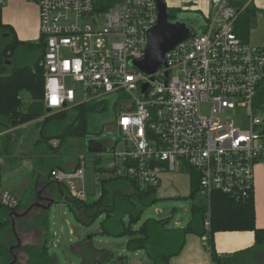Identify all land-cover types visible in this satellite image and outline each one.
I'll return each instance as SVG.
<instances>
[{
  "label": "built area",
  "instance_id": "built-area-1",
  "mask_svg": "<svg viewBox=\"0 0 264 264\" xmlns=\"http://www.w3.org/2000/svg\"><path fill=\"white\" fill-rule=\"evenodd\" d=\"M24 1L36 6L44 41L38 67L43 69L45 111L90 102L99 106L110 94L125 97L119 98L126 101L114 132L115 142L122 139L126 147L112 153V176L129 178L146 190L160 186L162 173L194 172L197 195L207 205V231L213 194L235 202L253 196L255 168L264 167V120L253 106L264 80V47L243 43L234 25L254 0H210L204 30L166 52L165 67L151 75L131 62L144 57L147 33L157 23L155 0ZM204 104L210 105L207 116L201 114ZM236 107L245 109V129L226 116ZM98 155L79 154L78 168L54 169L50 179L73 199L85 201L84 162ZM19 202L0 188V209L15 210ZM200 239L209 251V237Z\"/></svg>",
  "mask_w": 264,
  "mask_h": 264
},
{
  "label": "trees",
  "instance_id": "trees-1",
  "mask_svg": "<svg viewBox=\"0 0 264 264\" xmlns=\"http://www.w3.org/2000/svg\"><path fill=\"white\" fill-rule=\"evenodd\" d=\"M182 10H177L175 14H180ZM256 10L249 6L237 18L234 25L235 35L243 42L248 43L252 19L255 18ZM176 15L169 13V19L174 20ZM13 35L0 23V122L6 127L18 126L33 120H39L45 115L42 103L43 94V69L38 67L42 57L44 41L39 39L37 44H29L28 53L40 52L38 59L33 65H16L14 58L20 53L21 43L13 40ZM11 60L12 71H9L7 61ZM11 70V69H10ZM34 71V73H33ZM27 93L30 102L27 105L20 95ZM264 102V89H257L253 101L254 108ZM25 105V108H24ZM24 108V109H23ZM96 109L97 112L103 110L102 106L86 108L84 105L75 106L69 110L50 114L43 118L40 124V135L49 131L44 136V141L49 142L56 138L62 142L65 138L85 139L89 136L85 128V115L88 111ZM1 131V128H0ZM101 161L95 160L94 165H99ZM79 165L74 168H78ZM52 167L48 169L47 177L50 178ZM105 175L99 181V196L92 201H78L73 199L68 189L63 185H58L63 189L64 204L74 213L77 220L83 226H89L96 219L101 218L99 232L111 237H127L126 248L132 252L143 251L151 264H171L170 260L179 255L185 244L188 234H195L199 237L207 235L209 237V255L211 264H264V230H258L254 224V204L253 196L244 202H235L230 198L215 193L211 197L210 203V228L205 229L207 205L201 200L198 205L192 207V219L183 229H168V220H146L140 228H133V224L140 218L143 207L149 200L155 198L157 189L148 188L141 190L135 182L129 178L112 176V172L100 169ZM190 197L198 194V183L194 172L190 173ZM56 204V202H54ZM20 207V202L15 210L0 209V236L14 235L11 231V220L13 213ZM125 217H128L127 224ZM46 238L40 248H26L24 254L27 255V264H58L56 257L49 255L48 242L50 232L44 224ZM232 231H252L255 236V243L249 250L236 253L232 257L218 256L212 245V238L218 232ZM93 234L77 241V252L72 245L68 250H72L81 257V264H127L123 257H114L105 249H96L91 244ZM11 237V238H12ZM20 247V246H19ZM0 241V264H8L12 261L13 250Z\"/></svg>",
  "mask_w": 264,
  "mask_h": 264
},
{
  "label": "rangeland",
  "instance_id": "rangeland-1",
  "mask_svg": "<svg viewBox=\"0 0 264 264\" xmlns=\"http://www.w3.org/2000/svg\"><path fill=\"white\" fill-rule=\"evenodd\" d=\"M176 1L178 0H165L168 12H171L172 15H176V9H174V7H176ZM197 1L198 0H188L185 3L187 6L185 8L187 9L188 7L192 8L196 6ZM205 4L208 12L207 14H210V0H205ZM181 14L185 16H195V13L191 11H183ZM253 26L254 24H252V28ZM200 29V25H198L197 32H200ZM38 55H40V52L38 51L34 54H28L27 65H32L38 59ZM77 91H79V88ZM20 97L26 105L30 102V97L27 93H22ZM119 98L125 97H120L117 94L107 95L100 104V106L103 107L101 112H97V110L94 109L86 113L85 128L88 135H97L106 131L107 128L111 129L115 125L117 115L121 112V106H124V101H126V99H123L122 101V99ZM80 100L81 99L78 94L77 101ZM96 106L98 105L90 102L84 107L92 108ZM209 108V104L202 105L201 114L203 116L209 115ZM254 111L255 114L264 120V102L261 103L258 108H254ZM226 116L231 119L236 126L245 129L244 124L248 118L244 108L236 107L233 111L226 112ZM45 117L43 116V118ZM43 118L28 122L32 124V126L28 130L30 132L27 133H29V138H32H30V142H26L22 146L17 144L16 146L13 145L12 148L9 147V151L12 156H16V154H14V151H16L15 148H18L17 150H21L22 152H29L31 147L33 150L34 142L35 144L37 143L35 147L41 146L42 148L44 147L43 149H45V147L47 148L46 151L44 150L45 153L49 155L46 159H53L57 164V161L61 156L64 159L61 160L63 167L66 166L70 157H75L77 161V155L81 153L87 154L84 139L68 137L60 142L59 139L54 138L50 140L51 145L48 144L49 142L46 143V141H44V136H46L49 131H45L42 136L40 135L41 127H39L43 122ZM220 119L223 121V118ZM40 140H42L41 143H39ZM7 143V139H0V153L6 154V149H8ZM125 147L126 143L122 139H117L114 145L102 155L101 163L99 165H92L91 161H89V157H86L84 162L85 187L88 194L86 200L92 201L99 196V181L104 178L106 174H108V172L106 174H102L100 169L108 171V164L113 161V157H111L112 153H120L125 149ZM104 148L107 147L104 146ZM53 156H57V158H53ZM9 163L14 164L11 165L0 162V188L14 191L15 194L18 195H16V197L21 199L20 207L17 211V214L19 215L12 217L11 220L14 223L13 228L17 235V240L20 243V247H18L17 250H13L16 257L15 264H27L28 257L24 254L26 248L42 247L47 236L45 235L46 230L44 224H46L47 229L50 232V239L47 245L49 255L56 257L58 264H81V257L76 255L71 249L68 250V248H66L68 245L67 243L74 247V245L77 244V241L87 237L89 234H93L91 244L96 249H105L114 257H123L125 261H127V264L144 263L143 261L146 259V254L143 251L132 252L126 248V242L128 240L127 237H111L103 235L99 232L102 217L96 219L95 222L85 227L77 220L74 213L66 204H53L46 210L38 207H32L29 209L30 205L37 202L43 205V207H46L47 203L42 202V200L38 201L36 196V190L39 192V190L43 189V187H41L42 183H39V188L35 189L36 175H33L35 174V171L32 170L29 164L21 163V161H17L16 163L12 161ZM51 165H54V163L48 161L46 163V167L44 166V168H40L41 172L46 168L43 171L44 179H46L48 169L53 167ZM183 170L184 171H177L170 174L162 173L160 175V186L156 191L155 198H152L153 201L150 199L149 203L143 207L140 218L133 224V228H140L141 225L148 219L156 221L168 220L166 223V227L168 229H183L188 225L192 219V207L198 205L201 199L198 195L190 197V173L185 169ZM38 175L40 174L38 173ZM40 176L43 177L42 175ZM43 190L46 191L48 188H44ZM44 191L39 195V199L44 197L47 199L48 195L45 196ZM127 222L128 217H125V223L127 224ZM69 230L73 231L74 236H70ZM11 237L0 236V241L9 247H17L18 244L16 237Z\"/></svg>",
  "mask_w": 264,
  "mask_h": 264
},
{
  "label": "crops",
  "instance_id": "crops-1",
  "mask_svg": "<svg viewBox=\"0 0 264 264\" xmlns=\"http://www.w3.org/2000/svg\"><path fill=\"white\" fill-rule=\"evenodd\" d=\"M187 1L188 0L176 1L175 4L176 7H174V9H176V11L182 10V12L191 11L196 15L200 16L201 29L199 31L202 32L206 24L205 18L208 15L205 0H198L196 6L192 8L188 7L186 9L185 7L187 6L185 5V3ZM249 6H252L256 10V13H255V18L252 19L248 41L251 44L253 43L252 45L254 46L264 47V0H254L253 3ZM0 23L1 26L5 27L13 35V38L17 42L22 44L20 53L13 60V63L16 65L28 64L27 63V58L29 54L28 49L30 50V47H28L27 45L37 44L39 42L38 10L36 6L33 3L24 0H0ZM252 24H254L253 28H252ZM7 64L9 66V71H12L11 60L7 61ZM260 88H264V80L261 83ZM45 114L46 115H44V117L45 116L47 117L46 111ZM31 126L32 124L28 123L24 125L6 127L3 123L0 122V128H1L0 139L5 138L8 140L7 143L8 149H6V154L0 153V162L12 165L14 163H9V162L14 161L16 163L17 161H21V163L29 164L32 170L35 171V174L33 175H36L35 189L39 188V183H42L41 187H43V189L48 188V190L46 191L42 189L39 190L38 192L36 190L37 192L36 196L42 194L44 191L45 196L46 195L49 196V197L47 196L48 202L50 200H53V202H56V204H64L63 189H61V187H59L54 182H52V180L47 177V174H46V179H44L43 171L46 168L42 172L40 171L41 170L40 168L42 167L44 168V166L46 167V163L48 161H51L52 163H54V165H51L53 166L52 167L53 169L72 170L78 164L75 157H70V159L66 163V166L63 167L61 160L64 159L61 156L60 159L57 161V164L53 159H46V157L49 156L45 153L47 148L45 147V149H43L44 147L42 148L41 146L35 147L37 144V143L35 144V142L33 145L34 146L33 150L31 147L29 152H22L21 150H17L18 148H15L16 151H14V154H16V156H12V154L9 151V147L12 148L13 145L16 146L17 144H20L22 146L24 143L30 142V138L32 137L29 138L28 136L29 133L27 132H30L28 130L29 128H31ZM114 127L115 125L111 128L113 129V131H115ZM41 142L42 140L39 141V143ZM48 144H50V141ZM84 145H85V141H84ZM113 145L114 143H112V146ZM110 146L108 145L107 147L109 148ZM103 154L104 153H102V155ZM102 155L100 154L98 156L89 157V161H91V164L93 165L94 164L93 162H95V160L101 161ZM53 158H57V156H53ZM38 173L43 177L38 175ZM8 191L13 193L15 196L17 195L12 190H8ZM18 199L19 201H21L20 198ZM44 199L46 198L44 197ZM253 204H254L255 228L258 230H264V167L263 166H257L255 168ZM17 211L14 213H17ZM13 217L16 216H14L13 214ZM69 234L70 236H74L72 230H69ZM254 243H255V236L252 231L218 232L215 233L212 238V245L215 253L220 257H227V258L232 257L236 253H240L251 249ZM67 244L68 245L66 248H68L69 246V243ZM74 250L75 252H77V246L74 247ZM143 262H144L143 264H151L148 261L147 257ZM170 263L171 264H211L209 252L203 246L200 237L195 234H188L186 236L183 249L181 250L179 255L173 257L170 260Z\"/></svg>",
  "mask_w": 264,
  "mask_h": 264
},
{
  "label": "water",
  "instance_id": "water-1",
  "mask_svg": "<svg viewBox=\"0 0 264 264\" xmlns=\"http://www.w3.org/2000/svg\"><path fill=\"white\" fill-rule=\"evenodd\" d=\"M155 2L158 10L157 23L147 33L144 57L138 62H131L132 66L147 75L154 74L162 67H165L164 55L166 52L170 51L181 42L198 36L199 32H197V28L198 25L201 24V17L196 14L195 16H185L180 13L176 15L174 20H170L165 0H155ZM165 82L167 83L166 77ZM147 88L148 84L141 87L140 98L145 96ZM46 113L49 114L50 111L46 110ZM105 135L106 132L104 131L97 135L87 136L84 139L86 152L89 154H101L107 152L109 148H104L102 144V139L105 138ZM37 200H41L39 199V195L37 196ZM53 204V200H50L48 205L43 207V205L37 202L32 204L29 209L32 207H38L46 210ZM13 214L14 216H18L17 213ZM13 225L14 223L11 221L12 232L17 240ZM17 244V247H19L20 243L18 240ZM13 248L15 247H11L10 251H12ZM15 263L16 257L13 256L12 261L8 264Z\"/></svg>",
  "mask_w": 264,
  "mask_h": 264
},
{
  "label": "flooded vegetation",
  "instance_id": "flooded-vegetation-1",
  "mask_svg": "<svg viewBox=\"0 0 264 264\" xmlns=\"http://www.w3.org/2000/svg\"><path fill=\"white\" fill-rule=\"evenodd\" d=\"M105 132H106L105 138L102 139L103 147L104 146L107 147L108 145L110 146V144L112 146V143L115 142V132L113 131V129H110V128H108ZM41 200H42V202L47 203V205H48L49 202L47 199L42 198Z\"/></svg>",
  "mask_w": 264,
  "mask_h": 264
},
{
  "label": "snow or ice",
  "instance_id": "snow-or-ice-1",
  "mask_svg": "<svg viewBox=\"0 0 264 264\" xmlns=\"http://www.w3.org/2000/svg\"><path fill=\"white\" fill-rule=\"evenodd\" d=\"M53 103H56V98L53 97ZM124 123H127V121H125Z\"/></svg>",
  "mask_w": 264,
  "mask_h": 264
}]
</instances>
